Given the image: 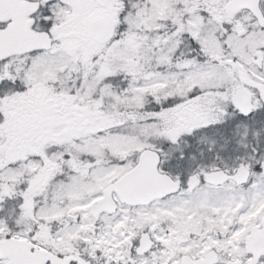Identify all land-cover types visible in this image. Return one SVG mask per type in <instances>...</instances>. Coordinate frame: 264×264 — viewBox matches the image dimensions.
I'll list each match as a JSON object with an SVG mask.
<instances>
[{
  "label": "snow or ice",
  "instance_id": "6c2138e0",
  "mask_svg": "<svg viewBox=\"0 0 264 264\" xmlns=\"http://www.w3.org/2000/svg\"><path fill=\"white\" fill-rule=\"evenodd\" d=\"M0 264H264V0H0Z\"/></svg>",
  "mask_w": 264,
  "mask_h": 264
}]
</instances>
